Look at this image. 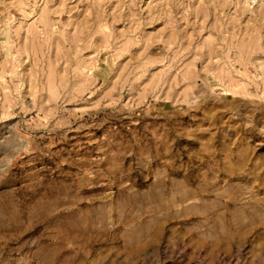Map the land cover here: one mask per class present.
<instances>
[{
  "label": "rangeland",
  "instance_id": "rangeland-1",
  "mask_svg": "<svg viewBox=\"0 0 264 264\" xmlns=\"http://www.w3.org/2000/svg\"><path fill=\"white\" fill-rule=\"evenodd\" d=\"M0 264H264V0H0Z\"/></svg>",
  "mask_w": 264,
  "mask_h": 264
},
{
  "label": "crops",
  "instance_id": "crops-1",
  "mask_svg": "<svg viewBox=\"0 0 264 264\" xmlns=\"http://www.w3.org/2000/svg\"><path fill=\"white\" fill-rule=\"evenodd\" d=\"M65 246H67V244H65Z\"/></svg>",
  "mask_w": 264,
  "mask_h": 264
}]
</instances>
